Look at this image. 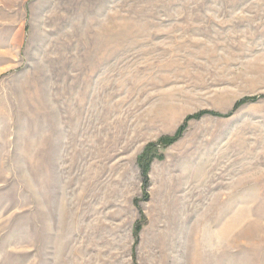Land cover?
<instances>
[{
  "label": "rangeland",
  "instance_id": "1",
  "mask_svg": "<svg viewBox=\"0 0 264 264\" xmlns=\"http://www.w3.org/2000/svg\"><path fill=\"white\" fill-rule=\"evenodd\" d=\"M0 264H264V0H0Z\"/></svg>",
  "mask_w": 264,
  "mask_h": 264
}]
</instances>
